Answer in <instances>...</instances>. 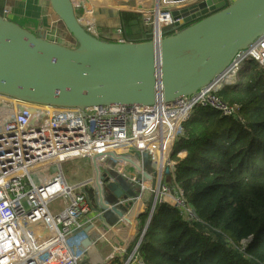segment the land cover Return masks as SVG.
<instances>
[{"label": "built area", "instance_id": "built-area-1", "mask_svg": "<svg viewBox=\"0 0 264 264\" xmlns=\"http://www.w3.org/2000/svg\"><path fill=\"white\" fill-rule=\"evenodd\" d=\"M69 1L90 35L106 42L127 41L121 25L101 32L92 8L81 0ZM141 15L154 42L163 37L164 27L182 19L159 5ZM248 60L264 67V32L237 50L208 85L169 102L82 108L24 101L0 92V264H147L137 249L157 203L176 207L188 222L197 220L176 183V160L171 157L184 133L183 122L195 106L236 116L237 105L228 104L218 91L238 82ZM185 154L180 150L176 155ZM69 160L80 161L81 174L89 169L92 173L68 181L61 165ZM112 183L122 189L120 196L110 190ZM56 197L63 198V208L51 212L48 204ZM147 209L140 227L139 215ZM106 213L116 217L112 224L105 220ZM97 221L115 234L112 243L108 240V254L91 262L83 240ZM249 239L240 241L242 248ZM88 240L90 245L96 242Z\"/></svg>", "mask_w": 264, "mask_h": 264}, {"label": "water", "instance_id": "water-1", "mask_svg": "<svg viewBox=\"0 0 264 264\" xmlns=\"http://www.w3.org/2000/svg\"><path fill=\"white\" fill-rule=\"evenodd\" d=\"M50 4L76 45L47 40L0 15L1 93L82 108L169 102L208 85L264 32V0H195L173 28L202 18L157 42L101 41L80 25L69 0ZM109 188L122 193L116 183Z\"/></svg>", "mask_w": 264, "mask_h": 264}, {"label": "trees", "instance_id": "trees-1", "mask_svg": "<svg viewBox=\"0 0 264 264\" xmlns=\"http://www.w3.org/2000/svg\"><path fill=\"white\" fill-rule=\"evenodd\" d=\"M3 10L0 0V15ZM120 18L127 40L150 39L141 13L120 12ZM201 18L168 26L163 35ZM218 95L237 105V115L195 106L171 156L176 183L197 220L188 222L176 207L157 203L137 249L147 264L264 263V67L248 60L238 82ZM180 150L183 158L176 155ZM147 217L148 209L139 215L140 227Z\"/></svg>", "mask_w": 264, "mask_h": 264}, {"label": "crops", "instance_id": "crops-1", "mask_svg": "<svg viewBox=\"0 0 264 264\" xmlns=\"http://www.w3.org/2000/svg\"><path fill=\"white\" fill-rule=\"evenodd\" d=\"M85 7H90L94 11L96 18L97 29L101 32L111 30L121 25L120 12L138 13L144 10L150 11L153 6L159 5L161 8H166L172 12H176L177 16L182 17L181 10L194 2L195 0H81ZM5 17L13 22L14 19L21 20L23 28L31 32L41 34L45 39L60 43L68 47L76 45L72 35L64 27L56 13L51 7L50 0H4ZM3 10V11H4ZM82 7L77 9V14H80ZM4 14V13H3ZM193 14V13H192ZM191 13H188L189 16ZM185 17V16H184ZM16 23V22H15ZM123 30V29H122ZM30 31V30H29ZM110 214V213H106ZM105 214V215H106ZM115 232L105 228L100 221L95 222L87 232V239L96 241L94 245H89L88 255L92 250L108 254L111 245L108 240L113 242ZM89 241V240H88ZM102 242L103 245L98 248L97 243ZM87 245V246H88ZM85 246V245H84ZM102 254L99 256H91V262H97Z\"/></svg>", "mask_w": 264, "mask_h": 264}, {"label": "rangeland", "instance_id": "rangeland-1", "mask_svg": "<svg viewBox=\"0 0 264 264\" xmlns=\"http://www.w3.org/2000/svg\"><path fill=\"white\" fill-rule=\"evenodd\" d=\"M14 21L18 25H20L21 27H23L24 24L22 23L21 20L14 19ZM166 28H168V27H164L163 28V31ZM29 30L31 31L32 29H29ZM79 163H80L79 160H69V161L64 162L61 165L62 166V171L64 173V176H65V178L68 181H72L73 182V181L82 179L83 177L88 176L89 174L92 173V170L89 169L90 171H88V172L84 170V173H86V175L85 174L84 175L81 174L80 167H79ZM109 200H113V199L110 198ZM48 207L51 210V212H58V211H60L63 208V198L62 197H56L55 199H53L52 201H50V203L48 204ZM105 220L108 223L112 224L116 220V217L114 215H112V214H106L105 215ZM97 245H98V248H99V247H101L103 245V243L99 241L97 243ZM105 251L106 250H104V248H103V253L102 252H98V251H96V250L93 249L92 250V253L90 255H88V257L89 258H92L91 256H93V255L99 256L100 254H102L101 256H105ZM99 260L97 259L96 261H99Z\"/></svg>", "mask_w": 264, "mask_h": 264}]
</instances>
